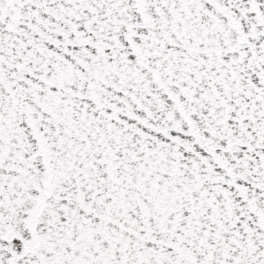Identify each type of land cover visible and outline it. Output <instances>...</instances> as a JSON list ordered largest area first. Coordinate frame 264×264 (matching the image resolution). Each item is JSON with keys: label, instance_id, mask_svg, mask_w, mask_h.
Here are the masks:
<instances>
[{"label": "snow or ice", "instance_id": "snow-or-ice-1", "mask_svg": "<svg viewBox=\"0 0 264 264\" xmlns=\"http://www.w3.org/2000/svg\"><path fill=\"white\" fill-rule=\"evenodd\" d=\"M0 264H264V0H0Z\"/></svg>", "mask_w": 264, "mask_h": 264}]
</instances>
